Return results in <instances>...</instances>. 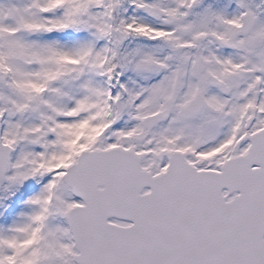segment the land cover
Listing matches in <instances>:
<instances>
[{"label":"snow or ice","instance_id":"6c2138e0","mask_svg":"<svg viewBox=\"0 0 264 264\" xmlns=\"http://www.w3.org/2000/svg\"><path fill=\"white\" fill-rule=\"evenodd\" d=\"M0 264H264V0H0Z\"/></svg>","mask_w":264,"mask_h":264}]
</instances>
